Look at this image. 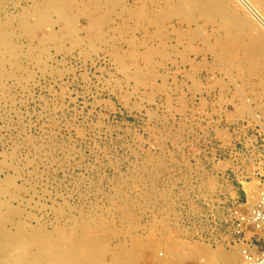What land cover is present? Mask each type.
Segmentation results:
<instances>
[{"label":"rangeland","instance_id":"1","mask_svg":"<svg viewBox=\"0 0 264 264\" xmlns=\"http://www.w3.org/2000/svg\"><path fill=\"white\" fill-rule=\"evenodd\" d=\"M177 1L123 0V8L109 12L95 11L93 0H0V40L11 46L0 42V225L20 239L16 250L26 258L35 252V229L62 241L69 253L83 228L90 226L85 237L92 238L98 233L93 227L100 225L109 248L135 253L120 264L204 259L203 254L182 262L162 258L158 253L166 255L165 243L157 240L162 236L157 209L164 201L159 188H173L180 156L194 161L197 156L189 155L197 148L214 162L234 157L225 171L232 188L225 208L246 200L245 183L252 178L235 172V158L247 147L236 139L221 150L223 144L212 137L216 123L250 121V148L263 147L264 56L248 61L240 39L233 43L222 25L205 15L196 19V11L189 17L175 13ZM56 2L75 20L66 21ZM241 5L264 28L263 20ZM160 13L167 15L163 19ZM227 45L234 47L231 60L223 57ZM244 98L250 115L235 112ZM167 178L170 182H162ZM215 228L216 236L218 230L237 233L230 217ZM216 236L195 238L224 250L241 240ZM8 257L0 253V259Z\"/></svg>","mask_w":264,"mask_h":264},{"label":"bare ground","instance_id":"2","mask_svg":"<svg viewBox=\"0 0 264 264\" xmlns=\"http://www.w3.org/2000/svg\"><path fill=\"white\" fill-rule=\"evenodd\" d=\"M93 1L94 2L92 6L95 8V11H98V10L100 11L102 7L108 8V10H110L109 12L114 11L116 7L123 8V5H122L123 0H93ZM242 2L246 7L248 6L249 9L253 11V13L255 12L254 14L258 16L259 18H261L264 22V0H180V2L177 1V3H175V6L173 7H175V10H176L175 13L176 12L178 13V11H180L181 14L182 12L188 13L187 17H189L188 15L190 12L196 11L199 14V16L196 14L197 15L196 19L201 18V16L203 17L205 15L206 17H208L206 18V21L208 19L210 21L215 20L214 21L215 23L218 22V25L220 26L222 25L223 28L227 30V32L229 33L228 36H231V40H233V43H236L235 40H238V41L239 39L241 40L242 43L241 42L238 43L239 47L243 49L244 54L247 57L248 61H251L253 63V62L259 61L258 59L264 56V28L257 22V20L253 16H251L245 10V8L241 5ZM61 3L63 4V1H61ZM61 3H57L58 5H54L55 8L58 7L57 12L59 14L61 12L62 15L61 14L60 15L63 18H65L66 21L67 20L71 21V19L75 20V14H73L74 17L71 14L69 17V13H67L66 12L67 10L64 9L63 5L67 7L68 3L66 4L65 2V4L63 5ZM88 3H91V2L89 1ZM52 4L50 6L53 7ZM85 6H88V4L87 5L85 4ZM164 6H163V9H164ZM54 7L52 9H54ZM85 9L87 10V8ZM83 10L84 9H82V11ZM141 13H143V11L140 12V14ZM136 14H139V13H137L136 11ZM146 14L148 15V13L146 12L143 13V17ZM162 14L160 13L161 16ZM89 15H91V13ZM166 15L167 13H164V16ZM65 16H68V18L66 19ZM155 16L152 18L153 20L154 18H156ZM164 16H162V18ZM157 18L159 20V17ZM192 18L194 19L193 16L190 19ZM93 19H94L93 21L95 22L97 21L95 20V18ZM101 19H102L101 20L102 22L104 20V17H102ZM152 19L150 18L149 20L152 21ZM185 19L187 20L186 17ZM203 19L205 20V18ZM158 20H154V21H158ZM154 21L153 23H155ZM95 22L93 23L91 22L92 25H95L96 23H98V22L96 23ZM190 22H193V21L190 20ZM194 22H197V21L194 20ZM67 23L69 26L70 23L69 22ZM162 23L163 22H161L160 24ZM90 25H89V28H93V27H90ZM68 26L67 28L71 29ZM98 26L96 25V28ZM161 26L162 25H160V27ZM199 26H198V29H199ZM196 29H197V26H196ZM211 30L213 31V29ZM216 30L214 29V31ZM197 31L194 33L195 35L198 34ZM223 32H224V29H223ZM216 33L218 34L219 31L218 32L216 31ZM199 35H201V33ZM206 36L208 35H204L203 39H205L204 37ZM200 37H202V35ZM224 38H225V35H224ZM225 41L228 42L227 39ZM0 42L6 45L9 49H11L10 45L5 44V42H3L2 40H0ZM223 45L224 44H221V47ZM238 45L236 46V48L238 47ZM222 50L223 51L225 50L223 52V57L227 56V59L231 60L230 55L233 54V52H235L234 47H229L227 45V47H225ZM218 54L219 52L217 53V55ZM218 58L217 60H219ZM262 67L264 68L263 65ZM250 110H252L251 105L247 103L245 98L243 99L242 102H239L237 105H235V112L239 115H244V114L247 115L248 113L250 115V113H252ZM233 115L234 113L232 114H230V112L228 113V116L230 118H234L232 117ZM249 125H252L250 121H246V122L235 121L232 123H227V125L225 126H222L216 123L214 124V132H213L215 138L214 136L212 137L213 140H215L217 143L221 142L223 144V145L220 144L222 146V148L220 147L221 150L232 146V142H234V140L236 139H239L245 145V147H247V153L245 155H241L235 158L237 162V168H238V170L235 172H237V174H240V176H241V173L243 175L244 174L248 175L246 177V179L248 180L252 178L249 182L245 183L247 191H246V200L243 203H237L235 200H233L234 208H232L230 211H229V208H225L226 207L225 201L232 200V197H230V195L232 196L231 194L232 188L230 189V185L227 183L225 171L230 168V162L228 160H232L234 157L228 160H224V159L221 160L220 158L219 161L214 162L208 159H204L206 155L197 152L199 148H197L193 153L189 155L190 158L191 157L195 158L197 156V158H195L194 161H192L191 159H185L186 157L188 158L187 156L188 154L180 156V157H184V159L180 158L182 163L177 164V167L179 169L176 170L177 178L175 179L176 180L175 185L173 186L174 189L172 187L163 188V186L160 183V186H162V189L159 188L160 190L159 193L164 194V196L162 195L163 198L161 196L159 197L162 198V199L160 198L161 200H164L167 202L163 204L164 201H161L159 199L161 201L160 202L161 204L159 208L157 209L159 212V219H160L159 225H161L160 227L158 226L159 228L158 232H160L159 235L162 234V236L160 237L158 236L157 240H159V242L161 241V243H165L161 247L162 249H164L163 251H166V255H164V253L162 252L161 254L158 253L159 256H161L162 258L169 256L171 258H175V259L177 258L176 260L178 261H180V259H182V261L183 260L185 261L188 259L195 260L197 257L200 258L199 256L203 254L204 259L200 258L201 260L199 259L200 261L199 260H198L199 262L196 261L195 264H247L245 257H244V253H243L244 243L246 241L254 240L255 238L261 241H264V216H262L261 221H256L254 218V213H253L254 210L258 209L259 206H261V202L264 198V145L261 149H257L253 146H252L253 148H250L252 138L246 135V133H248L247 128L249 127ZM231 126L232 128H229ZM262 131L264 133L263 129ZM187 162L189 163L187 164ZM170 178L172 179V177ZM262 179H263V182H262ZM162 182L168 183L170 182V179L167 178L166 180ZM149 188L150 187H148V189ZM233 191L235 192L234 189ZM155 197L156 196H154V198ZM155 200L157 201L158 199L155 198ZM152 201H153V196H152ZM154 212H157V211H154ZM157 213L155 214L158 215ZM229 217L232 218L233 225H235L236 220H241L243 222L241 225L242 232H241L240 237H238L235 234V232H231V235H229V231L227 233L222 234L221 231L218 230L217 236H216V233H212L215 226L219 228V226H221L225 222L226 218H229ZM246 219L248 221H245ZM228 221H231V220L229 219ZM157 223H159V221ZM150 225L152 224L150 223ZM99 226L100 225L93 227L97 230L98 233H97V236H94L92 238L85 237L86 231L89 229L90 226H86L85 228H83V230L79 234L80 235L79 238H75L71 241V248L69 250V253L67 251L68 249L63 247L62 241L54 238L52 235L49 236L46 232H44L41 229H35L33 232V235L35 236L34 241H33L34 243L33 247L35 249V252L31 253V256L29 259V257L26 258V256H24V253L16 250L18 248L17 246L19 245L18 242L20 239L16 238L14 234L9 232L4 226L0 225V253L5 252L7 256H9L7 259H0V264H120V263H129L131 261V257L132 256L134 257L135 253L132 254V252L129 250H125L123 254L114 252L113 248L111 249L109 248L110 246L109 247L107 246L108 244L106 241L107 238L106 236H104V233H101L100 231L101 227ZM150 228H154V227L152 226ZM153 230L155 231L157 230V228ZM224 231H225V228H224ZM104 232L108 233L109 231H104ZM149 233H151L152 235V232H149ZM167 233L169 234L167 235ZM195 235H197V239L203 240V241L212 240L213 236L214 237L216 236V240L226 239L229 236L230 237L228 240H233L234 237L236 241H238V238H241V240H240V243L239 241L238 243L235 242V246H233L230 250L228 249L224 250L223 247L220 245L219 246L216 245L217 247L215 248H208L202 244H199L195 238ZM149 243L151 246L152 242H149ZM168 244H171L172 247H168ZM4 246L7 249H4ZM83 246L85 249L81 248ZM147 246H149V244ZM151 248L152 246L148 247L147 250H150ZM136 254L138 253L136 252Z\"/></svg>","mask_w":264,"mask_h":264},{"label":"built area","instance_id":"3","mask_svg":"<svg viewBox=\"0 0 264 264\" xmlns=\"http://www.w3.org/2000/svg\"><path fill=\"white\" fill-rule=\"evenodd\" d=\"M254 218L256 221H261L264 216V198L261 202V206L253 211ZM245 221H248L247 219ZM237 225V236H241V220H236ZM243 253L247 264H264V241L257 238L254 240L246 241L243 247Z\"/></svg>","mask_w":264,"mask_h":264}]
</instances>
